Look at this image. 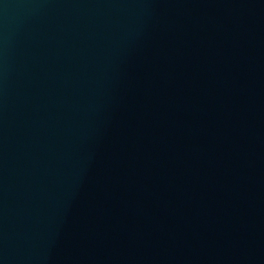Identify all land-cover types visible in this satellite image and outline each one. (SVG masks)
<instances>
[{
	"label": "water",
	"instance_id": "1",
	"mask_svg": "<svg viewBox=\"0 0 264 264\" xmlns=\"http://www.w3.org/2000/svg\"><path fill=\"white\" fill-rule=\"evenodd\" d=\"M0 264H264V0H0Z\"/></svg>",
	"mask_w": 264,
	"mask_h": 264
}]
</instances>
